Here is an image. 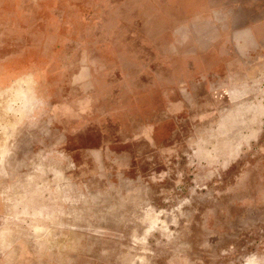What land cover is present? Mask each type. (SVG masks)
<instances>
[{"label":"rangeland","instance_id":"374dc122","mask_svg":"<svg viewBox=\"0 0 264 264\" xmlns=\"http://www.w3.org/2000/svg\"><path fill=\"white\" fill-rule=\"evenodd\" d=\"M0 264H264V0H0Z\"/></svg>","mask_w":264,"mask_h":264}]
</instances>
